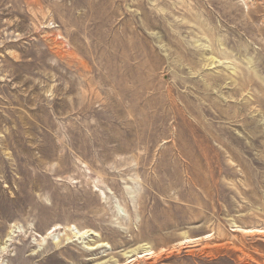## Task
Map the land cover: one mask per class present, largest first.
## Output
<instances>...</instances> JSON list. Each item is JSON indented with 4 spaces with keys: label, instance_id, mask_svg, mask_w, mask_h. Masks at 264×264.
<instances>
[{
    "label": "rangeland",
    "instance_id": "1",
    "mask_svg": "<svg viewBox=\"0 0 264 264\" xmlns=\"http://www.w3.org/2000/svg\"><path fill=\"white\" fill-rule=\"evenodd\" d=\"M0 264H264V0H0Z\"/></svg>",
    "mask_w": 264,
    "mask_h": 264
}]
</instances>
